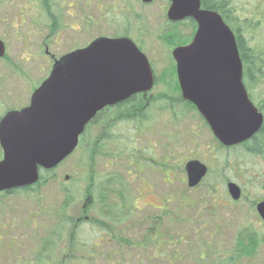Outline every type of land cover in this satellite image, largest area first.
<instances>
[{"label": "rangeland", "instance_id": "1", "mask_svg": "<svg viewBox=\"0 0 264 264\" xmlns=\"http://www.w3.org/2000/svg\"><path fill=\"white\" fill-rule=\"evenodd\" d=\"M56 1L62 3L66 23H76L78 32L68 30L62 36L47 38L49 33L45 32V21L40 17L43 4L36 0H0V39L7 49L6 57L0 60V77L9 78L8 85L17 93L11 95L14 99L9 96V108L22 105L17 102L19 96L28 95L24 101L28 103L31 93H25L48 77L53 59L102 36H125L126 33L131 37L149 59L157 82L146 99L137 98L134 103L140 108L146 105L143 122L135 124L140 130L143 128L142 132L134 131L130 114L127 118L124 112L123 115L107 112L97 125L88 124L74 153L50 170L53 172L47 177L52 178L41 187L39 199L37 194L28 193L0 195V264H197L194 261L199 257L192 256V251H198L210 235L216 236L219 251L225 254L224 264H264V242L253 257L241 258L239 263L232 255L233 239L240 228L250 227L263 240L264 223L256 206L252 207V201L264 200V155H254L243 148H220L204 118L181 96L172 51L175 46L188 44L197 26L188 20L173 25L167 18L168 0H154L150 4L141 0H76L78 10L67 7L74 0ZM239 1L251 4L249 0ZM20 9L29 20L23 26L16 21ZM260 11L256 21L260 20L252 29L249 41L264 52V1ZM168 33L179 37L168 40ZM45 42L48 55L44 52ZM252 93L256 100L264 99V77L252 85ZM137 147L143 148L146 156L155 153L159 159L172 155V182L167 184L164 165H159L158 171L141 174V179L129 174L131 179L123 192L125 203L119 200L118 206L130 212V218L137 223L129 227L123 224L125 230L117 226L118 241H113L108 231L91 230L90 223L75 227L64 219L61 221V216L51 217L50 212H61L65 192H69L72 205L68 206L67 216L76 220L86 214L89 220H104L100 213L103 208L99 188L116 189L119 193V188L107 182L108 175L122 172L119 170L121 156L134 158L135 155L129 156L130 151L133 149L135 153ZM190 160L205 164L211 174L195 190L187 185L185 165ZM116 164L119 165L114 168ZM91 177L92 181L95 179L93 191L89 190ZM230 181L241 187V199L233 201L225 192L226 196L220 197V205L215 208L209 184L215 183L221 194L222 189L227 191ZM89 196L94 205L83 212ZM212 216H215L213 221H201ZM157 218L163 221L159 229L155 223ZM203 223L208 224L206 231ZM157 233L161 234V241H182L177 243L176 251L173 245L167 246L171 256L162 253L161 258L156 256L148 262L153 248L151 237ZM73 235L78 236L77 248L71 244L76 240ZM100 237L106 239L101 241ZM119 240L142 241V244L147 240V243L144 249L134 250Z\"/></svg>", "mask_w": 264, "mask_h": 264}, {"label": "water", "instance_id": "2", "mask_svg": "<svg viewBox=\"0 0 264 264\" xmlns=\"http://www.w3.org/2000/svg\"><path fill=\"white\" fill-rule=\"evenodd\" d=\"M168 1V20L191 18L197 24L191 42L172 51L183 100L197 108L221 145L250 140L263 127L264 115L249 97L233 30L218 12L204 9L201 0ZM5 55L0 39V58ZM155 81L149 59L128 37H98L56 59L30 105L0 121V192L35 185L41 169L53 170L74 153L100 111L150 92ZM185 169L190 188L208 173L198 160ZM227 191L233 201L241 199L237 183L228 182ZM256 210L264 223V200Z\"/></svg>", "mask_w": 264, "mask_h": 264}, {"label": "trees", "instance_id": "3", "mask_svg": "<svg viewBox=\"0 0 264 264\" xmlns=\"http://www.w3.org/2000/svg\"><path fill=\"white\" fill-rule=\"evenodd\" d=\"M259 2L258 0H249V2L251 4H243L242 2H240L239 0H201L202 2V7L204 9H208V10H213L218 12L224 19V21L230 26V28L233 30L235 36H236V41H237V46L240 52V56H241V60L243 63V68H244V83L248 89V91H250L249 96L251 98V100L257 105V107L259 108V110L261 112L264 113V99L262 100H256V98L254 97L253 93H252V85L254 83H256L257 81H260L261 78L264 77V70H262V67H264V52L259 51V49L257 47H255L250 41H249V36L251 35L252 29L254 30V28L258 25V21H256V19L258 18V16L260 15L261 11H260V5L263 3L264 0H260L262 2H259L257 5H253L255 2ZM252 6H253V10H252ZM254 7H256V11L254 10ZM257 16V17H256ZM188 22H191L193 24V26H196V23L193 19H187ZM186 20V21H187ZM175 23H173L174 25ZM115 37H128L127 34L125 33V36H116ZM172 37L177 38L179 37L178 35H173L172 33H168L166 35V39L168 40H173ZM131 38V37H129ZM140 48V47H139ZM156 82H157V78H156ZM137 98H133L131 100H129L125 106H124V116L126 115L127 118L129 117L128 115L130 114L131 116H133L131 118L132 123L131 125H133L135 127V132H142L143 128L140 130L139 126H136L135 124L137 123V121H140L142 119H144V109L140 108V107H136L134 105V103L136 102ZM137 108V109H136ZM143 109V110H142ZM130 120V119H129ZM128 120V121H129ZM108 141H110V139H107ZM220 148L222 149H239V148H243L246 152H251L254 155H264V124L263 127L261 129V131L254 136L252 139L237 145V146H233V147H225L223 145H219ZM136 149H134L135 151ZM132 154L131 155H135L133 153V149H131L130 151ZM40 179L39 181L30 187H26V188H22V189H17L15 191L6 193V194H0V195H14L17 193H28L30 195L33 194H37V198H40V189L43 185L48 184V180L50 178H52V176L49 178L47 177V175H49L48 173H51L53 171L50 170H40ZM210 174V170L207 174V177H209ZM94 177H95V173H94ZM206 177V178H207ZM112 180H110L111 183H109L110 185H115V187L117 188H123V184L124 181H119L116 177H111ZM95 181V179H94ZM92 181V177H91V185L89 187L90 191H93V189L95 188V182ZM94 182V183H93ZM228 183V182H227ZM121 184V185H119ZM113 188V187H112ZM209 189L212 192V200H213V205H215V208L220 205L219 199L220 197L223 195L226 196L227 192L226 190L222 189L221 190V194H220V190L219 187H217V185H215V183L209 184ZM120 192V191H119ZM99 194H100V204L101 207L103 208V210H101V214L104 218V220H83L82 218H79L76 220H74L73 218L67 216V210H68V206L72 205V201H71V195H69V192H65V198L66 200L64 201V205H63V209H59L61 212H54L51 213L50 215L51 217H60L61 221L64 219L65 222H67V224L69 226L72 225H76L75 227H81V225L83 223H90L91 224V230H102V232H106L108 231L109 235L111 236V239L113 241H118V233H120L119 231L125 230V228L122 226L123 224H126L125 227H129L131 226V223H137V221L133 220L130 218V212H126V210H122L118 205H119V200L121 202H124L125 196L124 194L117 193L116 189H113V191H111L109 188H99ZM228 195V194H227ZM215 198H218L217 200ZM89 202L86 204V206H83V212H88L89 209L94 205V200L91 196H89ZM227 199V197H226ZM40 202V201H39ZM231 202V201H230ZM125 203V202H124ZM234 204L235 202H231L230 204ZM257 201H252V207L254 208L257 205ZM137 208V207H136ZM86 209V210H85ZM51 211V210H49ZM215 216H212L210 219L205 218L203 220H201L202 222H209V221H213ZM169 219H171V216L169 217ZM54 220V219H53ZM132 220V221H131ZM55 221V220H54ZM156 227L157 229L160 228L161 223H163V221L161 219H156ZM212 223V222H211ZM121 225V226H120ZM207 223H203V229L204 231H206L207 229ZM117 226H120V230H116L115 228H117ZM106 228V230H105ZM215 228V227H214ZM118 231V232H116ZM107 233V232H106ZM202 234H204L203 231H201ZM160 233H157L155 235H153L151 237V244L153 245L152 248V255H150V259L148 260V262H151L153 260V258H155L157 256V258H161V254L162 253H168L169 256H171L170 251L167 249V246L169 244L173 245L174 251H176L175 249H177V243H181L182 240H178V242L176 243L174 242H167V241H161V238L159 237ZM161 235V234H160ZM72 238L75 241H72L71 244H74V248H77L79 246V242L77 241L78 236H72ZM216 236L214 235H210L209 239L206 240L204 245H201V247L198 249V251L193 250L192 251V256L197 254L199 259L195 260L194 262L197 264H224L225 263V254L224 252L219 251V246L217 244V242H215ZM156 239V240H155ZM194 241V240H192ZM120 243H125L126 246H128V248H132L134 250H137L138 248H145V244L147 243V240H144L143 244L142 241H139L137 243H131L130 241H121L119 240ZM264 242V236H263V240L261 239V236L256 232V231H252L250 227L246 226L243 228H240L238 230V232L235 234L234 239H233V245H232V255H234L235 257H237V260H240L241 258H249V257H253L254 254H256L260 243ZM214 248L217 249V253L219 254H215L214 252ZM167 255V254H166ZM168 256V255H167ZM70 259H72L70 257ZM165 259V258H162ZM168 261L170 259H167ZM239 263V261H238ZM140 264H143L140 263Z\"/></svg>", "mask_w": 264, "mask_h": 264}, {"label": "flooded vegetation", "instance_id": "4", "mask_svg": "<svg viewBox=\"0 0 264 264\" xmlns=\"http://www.w3.org/2000/svg\"><path fill=\"white\" fill-rule=\"evenodd\" d=\"M39 4H43L42 5V8L44 10L43 13H40V17H42V20L45 21L44 23V28H45V32H48L49 35L47 34L46 37H50L51 35H54L55 38L56 37H59V36H62L64 35V31H68V30H71V31H75V32H78V28H77V24L76 23H71V24H67L66 23V20L64 19V14H63V11L62 10V3H58L56 0H36ZM79 1V0H78ZM78 1L74 0L73 2H68L67 3V7L68 8H75L78 10ZM59 7V8H58ZM190 19V18H189ZM16 21H18L22 26L24 24H26V22H28L29 20L27 19V15L24 13V11L22 9H20V12L18 13V15L16 16ZM48 30V31H47ZM45 53L48 55L49 53V50H48V46H47V42H45ZM87 46V45H86ZM84 46V47H86ZM83 48V47H81ZM75 49H79V48H75ZM74 49V50H75ZM7 50V49H6ZM6 57V56H5ZM3 57V58H5ZM3 58H0V60H2ZM56 59V58H55ZM55 59H53L55 61ZM54 63V62H53ZM9 78H6V77H0V108L2 109V112H0V121L10 112V111H14V110H21L27 106L30 105L31 103V98L35 92V90L41 85V82L39 84L38 87H35L33 86V89L32 90H29L28 92H26L25 94H29L31 93V96L29 97V100H28V103H24L25 100H27L28 98V95H24L23 96H19L17 99H18V104H22L20 106H18V108H9L8 106V103L11 102L9 101V96L11 98V95H15L17 94L16 91L14 90V88H11L9 84L8 85V81ZM25 84V83H24ZM248 90V89H247ZM8 93L7 95L5 94ZM250 91H248L249 93ZM250 94V93H249ZM148 95H150V92L148 93H140V94H137V95H134L133 97H131L129 100L133 99V98H143V99H146L148 97ZM250 97V96H249ZM24 98V99H23ZM151 98H152V95H151ZM11 99H14V98H11ZM124 101V102H121V103H118L114 106H111V107H107L105 108L104 110L100 111L96 117L90 122V124H96V122L101 118L102 119V116L107 113V112H111V111H115L116 113H120V115L122 114L123 115V111H124V106L125 104L129 101ZM24 103V104H23ZM254 103V102H253ZM149 103H147L148 105ZM255 104V103H254ZM256 105V104H255ZM146 107V105L144 106ZM257 107V105H256ZM258 108V107H257ZM259 109V108H258ZM260 111V110H259ZM261 112V111H260ZM263 113V112H262ZM264 115V113H263ZM143 122V120H141V123ZM97 125V124H96ZM262 129V128H261ZM260 129V131H261ZM259 131V132H260ZM258 132V133H259ZM257 133V134H258ZM256 134V135H257ZM255 135V136H256ZM253 138V137H252ZM251 138V139H252ZM0 152H1V159L3 158V150H2V147H1V144H0ZM135 157L134 158H131V159H127L128 157L124 156L123 157L121 156V161L119 162V164H116L114 165L113 167L116 168L117 165H119V170L122 171V172H114V173H111L108 175V178H107V182L108 183H111L110 180H112L111 177H116L119 181H124V184H123V188H119V191L121 192V194H123V192L125 191V188L127 187V184L129 185V181L131 179V177H129V174L132 175V173L136 176L138 175L139 176V179H141V174H144L146 172H155L158 171L160 168H157L159 165H164L166 168H165V175L166 177H168V179L166 180L167 181V184H171L172 182V176L170 175L171 174V164L173 163L172 161V155L168 154L166 156L165 159H162L154 153L152 154V156H146L144 154V151H143V148H138L135 150ZM173 154V153H172ZM0 159V160H1ZM191 161V160H190ZM189 162V161H188ZM187 162V163H188ZM186 163V165H187ZM186 165H185V168H186ZM155 167V168H154ZM157 168V169H156ZM123 171H124V174H123ZM187 174V173H186ZM128 175V176H126ZM171 176V177H170ZM205 179V178H204ZM204 179L201 181L200 184L203 183ZM142 181L144 182V180L142 179ZM200 184H198L196 187L192 188L193 190H195ZM121 185V184H119ZM187 185H188V179H187ZM115 186V185H114ZM122 186V185H121ZM26 188V187H25ZM118 188V187H117ZM111 191H113V189L109 188ZM17 190V189H16ZM12 191H15V190H7V191H4L0 194H6V193H9V192H12ZM119 192V193H120ZM140 192V190L138 189V193ZM138 200V198H137ZM137 200H136V203H137ZM89 201V199H88ZM88 203V202H87ZM86 206V204L84 205ZM137 209H140L138 206H136ZM86 210V209H85ZM83 220H89V216L85 214V216L82 218ZM104 239H106L105 237H100V240L103 241Z\"/></svg>", "mask_w": 264, "mask_h": 264}]
</instances>
